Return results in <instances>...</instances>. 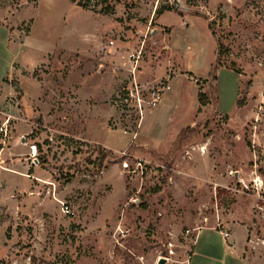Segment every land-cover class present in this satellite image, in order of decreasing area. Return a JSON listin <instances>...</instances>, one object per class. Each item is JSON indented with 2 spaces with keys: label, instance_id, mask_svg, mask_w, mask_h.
<instances>
[{
  "label": "rangeland",
  "instance_id": "374dc122",
  "mask_svg": "<svg viewBox=\"0 0 264 264\" xmlns=\"http://www.w3.org/2000/svg\"><path fill=\"white\" fill-rule=\"evenodd\" d=\"M71 1L0 0L6 17L39 2L31 42L54 13L49 45L79 52L25 74L40 83L37 101L13 77L0 92L11 137L28 123L24 144L40 161L33 192L12 194L27 180L4 176L0 264H158L170 250L169 264H186L198 229L241 227L247 255L264 260V0ZM210 24L227 71H214Z\"/></svg>",
  "mask_w": 264,
  "mask_h": 264
},
{
  "label": "crops",
  "instance_id": "0c3cea01",
  "mask_svg": "<svg viewBox=\"0 0 264 264\" xmlns=\"http://www.w3.org/2000/svg\"><path fill=\"white\" fill-rule=\"evenodd\" d=\"M67 1L70 5L77 6L71 0ZM39 5L40 3L37 2L24 6V8H28L29 6L33 7L31 8L32 10H29V18L21 21L20 24L15 20L24 8H22L21 11L8 14L7 17L6 12L8 13L9 11L0 8V92L3 90V86H7L5 81L13 77L22 90L25 89V84L28 83V86H30L28 89L30 97H34L36 101L40 97V83L35 77H27L25 74H34L39 68H46L47 65H51L54 61H56L55 63L58 65L60 57L63 56L64 53H79L76 50L67 51L59 49L57 46L52 47L49 45L47 38L52 35L51 25L53 24V20H55L54 13L46 18L47 24L44 30L45 33L43 32V35L35 42H31L37 23L36 19L32 17V12H36ZM24 23L31 24L27 33H23L19 30V27ZM101 43L102 36L95 46L99 47ZM2 60H4L3 65ZM224 70L227 71L225 67L220 71ZM2 96L0 94V113L10 115L11 113L7 112L5 114L4 112L5 110L9 111L10 107L6 106V99L3 100ZM2 118L3 117L0 116V119ZM23 121L24 120H20V122L16 124V132L12 138V142L9 144V148L0 150V197H2L5 188L4 176L8 173H16L15 175H18V177L27 180L26 186H22L21 180L17 178L12 194H15V192H33L38 187V165L33 164L35 153L31 150L32 146L29 143L24 144V137L32 131V127ZM212 231L218 234L221 245L227 246H224L226 252L224 258L216 259L214 253L215 244L210 234ZM225 232L228 231H219L216 228L198 229L195 235L193 254L189 264H264L263 259L257 256L247 255L246 253L248 233L246 227L233 230L229 233L230 236L228 238L224 237ZM230 240L231 242H229Z\"/></svg>",
  "mask_w": 264,
  "mask_h": 264
},
{
  "label": "built area",
  "instance_id": "2783aa9c",
  "mask_svg": "<svg viewBox=\"0 0 264 264\" xmlns=\"http://www.w3.org/2000/svg\"><path fill=\"white\" fill-rule=\"evenodd\" d=\"M142 56V51L141 52H137V53H132L128 55V60L130 62H134V64H138L140 59ZM167 90L170 89V87L166 88ZM162 96L159 94V92H153V97H152V101L149 103L150 106H152L153 108L156 107L158 105V103L160 102V100ZM129 101H134V98H130ZM0 116L3 117L2 119H0V146L1 150L3 149V145H6L7 141H9L12 137V123L14 117L10 116V115H3L2 113H0ZM33 151H35V148L32 149ZM260 180V179H259ZM261 181V180H260ZM68 211V208H65ZM190 232H188L189 234ZM224 237L228 238L229 234L228 233H224ZM170 256H166V257H161L160 259H165L167 261V263L169 264L172 261V258L174 256V251L170 250L169 251ZM159 259V260H160ZM191 261V257L188 258V260L186 261V264H189ZM166 263V264H167Z\"/></svg>",
  "mask_w": 264,
  "mask_h": 264
},
{
  "label": "trees",
  "instance_id": "16d2710c",
  "mask_svg": "<svg viewBox=\"0 0 264 264\" xmlns=\"http://www.w3.org/2000/svg\"><path fill=\"white\" fill-rule=\"evenodd\" d=\"M79 6H81V4H79ZM166 10L167 11H173V10H176L175 9V7H167L166 8ZM106 12H108L109 13V10H106ZM198 16V15H197ZM209 28H210V30H211V32H212V34H213V37L216 39V35L213 33V27H212V24H210V26H209ZM216 41H217V43H218V49H217V58H216V62H215V64H214V71L215 72H217V70H220L223 66H222V61H221V59L226 55V51L223 49V47L221 46V44L219 43V41L216 39ZM213 81H216L217 80V76H213ZM209 95H207L206 93H203V94H199V103H200V105L201 106H207V105H209L210 104V100H209V97H208ZM190 131H188V130H183L180 134H179V136H178V138H177V140H176V142L178 143V145H180V144H182L184 141H186V137H187V135H189L188 133H189ZM130 147V146H129ZM128 147V148H129ZM38 148V147H37ZM132 149H134V147H131ZM39 161V160H38ZM39 163H40V161H39ZM9 231L10 230H7V233H6V238H7V240H9L10 239V237H9Z\"/></svg>",
  "mask_w": 264,
  "mask_h": 264
},
{
  "label": "water",
  "instance_id": "95a60500",
  "mask_svg": "<svg viewBox=\"0 0 264 264\" xmlns=\"http://www.w3.org/2000/svg\"><path fill=\"white\" fill-rule=\"evenodd\" d=\"M174 5L178 9L182 8L181 0H174ZM33 164L38 165L39 164L38 160H33ZM236 178H237V175H236ZM166 263H167V261L165 259H160L159 262H158V264H166Z\"/></svg>",
  "mask_w": 264,
  "mask_h": 264
}]
</instances>
